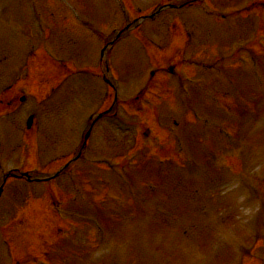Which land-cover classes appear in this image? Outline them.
I'll return each mask as SVG.
<instances>
[{
	"label": "rangeland",
	"instance_id": "1",
	"mask_svg": "<svg viewBox=\"0 0 264 264\" xmlns=\"http://www.w3.org/2000/svg\"><path fill=\"white\" fill-rule=\"evenodd\" d=\"M134 1V3L137 5V7H139V8H141V9H143V8H146V7H148V5H149V3H153V5L154 4H156V2H157V0H133ZM230 0H228L227 1V3L229 4V5H231V4H235L236 3V1L235 0H233V2L232 3H230L229 2ZM116 3V2H115ZM227 3L225 2V7H227V8H232V7H234V6H228L227 5ZM238 3V2H237ZM120 0H118L117 1V11H119V15H120V19L123 21V17H122V8L120 7ZM45 7V6H44ZM47 8H43L42 10H47L48 12L50 11V13L51 12H54L55 14L57 13V15L59 16V14L58 13H60V17H59V19H62V16H63V18H64V16H65V19L67 18L68 20L70 19L71 20V23H73L74 24V26H75V28L74 27H72V26H70V31H72V32H75L74 34L73 33H71V32H67L66 33V31L63 29V31H64V33H66L65 34V36L63 37V39L65 40V47H61V46H59V48H56L57 50H60V47L61 48H65L66 50H68L69 52H71L72 50H74L73 48H74V46H76V48H78V49H82V48H86L87 49V54H86V56H84V57H81V58H84V59H88L89 57H90V55H91V52H92V48H91V46H93L94 45V43H93V41H94V36L92 35V32L91 31H88V30H85V28L83 29V28H80L79 26H78V24L76 23V22H74V18H73V14L70 12H67V10L62 6V9L64 10V11H61V9H58L59 7H57V6H55V7H51V6H46ZM40 8H42V7H40ZM89 9H93V7L91 6V7H89ZM42 10H39L40 12L42 11ZM98 10H96V11H94L93 13H92V15H91V21H93V20H100V17L99 16H97L95 13L97 12ZM108 15H111L112 17H114L115 18V20H116V15L114 14V12L113 13H110V14H108ZM45 16L46 15H41L40 14V18H41V20H42V22H41V25L38 27V29H37V31L35 32L36 34H35V36L37 37L36 39H35V41L37 40V41H39L40 40V38L41 39H43V37H41L42 36V31L41 30H43V28H45V27H50L52 30H53V34H55L56 32H54V30H56V26H57V21H50L51 20V18L48 20V21H45L44 20V18H45ZM195 16H197V12L195 11V10H189V11H185V12H183L182 14L181 13H170V14H166L164 17H163V20H164V22L166 23V27L163 29V31L161 32V39H160V43H163V45L164 46H166L167 47V53H170V50H169V48L171 47V46H180L181 45V47L184 45V40H182L181 38H178L177 36H174L172 33H171V30H170V24H171V22H172V20L174 19V18H177V19H180L181 20V18H188L189 20H191L193 17H195ZM73 20V21H72ZM104 20L105 21H107V22H109L107 19H105L104 18ZM45 22V23H44ZM43 23V24H42ZM40 24V22H38V25ZM80 26H82L81 24H80ZM152 25H148L144 30H143V33L144 34H148V36L150 37V38H152L150 35H153V33H151V29L152 28H150ZM28 27V26H27ZM29 28V27H28ZM30 30V29H29ZM68 30H69V27H68ZM235 25H231L230 27L229 26H226L225 28H224V30L223 31H221V32H224V33H229L230 35H232V36H237L236 34H235ZM241 30H242V33H243V35H238V37H239V39H236L235 37L233 38L234 40H240V42H243L245 39H248V38H250V36H251V34H252V27H251V25H249V24H241ZM216 32H214L213 34H215ZM30 34L31 33H28V32H23L22 33V36L25 38V39H27L28 41H30L31 43H33V41L32 40H30ZM79 35V36H78ZM229 35V36H230ZM32 36H33V34H32ZM224 37V36H223ZM59 37L58 36H54L53 37V40H55V39H58ZM42 44H44V42L42 41L41 42ZM86 45V46H85ZM56 50V54H55V56H56V58L57 59H61L62 57L64 58V59H69V60H72V61H74V59L72 58V57H70V58H65L66 57V55H63V54H60V52L59 51H57ZM5 52L4 54H8L10 57H9V60H8V63H7V66H6V69H5V73H4V71H3V65H4V63H3V61H2V59L4 58V54L2 53V52ZM74 57V56H73ZM74 58H76V57H74ZM15 61H16V54L14 55V48L13 47H9V46H7V47H3L2 49H0V96L2 95V93H3V90L5 89V88H7V83H9V81H11V80H16L17 78H18V76H17V73H16V71H15V69H14V64H15ZM212 61V59L210 58V59H208V62H211ZM5 63V64H6ZM131 63H132V61H131ZM19 68V67H18ZM220 71L218 72V73H216L215 71L214 72H205V73H203V76H202V79L204 80V81H206L207 83H209L210 85H211V89H212V91H214V90H219V91H226V89L229 87V85L230 84H234V86L236 87V89L237 90H241L242 89V87L244 86V85H236L235 83H234V80H242V79H246L244 76H243V74L242 73H232L231 71H229L228 69V66L226 65V64H221L220 65ZM31 75H32V73H31ZM35 77H37V79L36 80H34V79H30L27 83V85H28V87H30V89L33 91V92H35L34 94L35 95H39L40 97H43V96H45V94H40L41 92H44V91H42L41 90V88H40V84H38V83H40V81H41V79H42V76H40V75H36ZM23 78H25V74H23ZM30 78V77H29ZM32 78V77H31ZM43 80V79H42ZM135 82H136V84L135 85H137V84H140L141 82H139V81H136V80H134ZM78 83H79V81H77V79H74V80H71L70 82H69V84H68V86H65L66 88H69V90H70V96L67 98V102H66V104L64 105V107L62 108V109H59L60 111H56L55 110V113H54V116H56L58 119H57V122L58 123H61L62 124V122H63V119L61 118V117H63V116H68V118H67V120L68 119H70V117H72V116H74V120H73V124L75 123L76 124V122H77V116H78V114H77V107H78V104H79V99L82 97L83 98V100H84V91H83V88L80 86V85H78ZM173 83V82H172ZM174 83H175V85L176 86H178L180 83H178V82H175L174 81ZM258 84H260L261 83V77L259 76V78H258V82H257ZM39 86V87H38ZM202 86L203 87H208V86H206V85H204V84H202ZM77 87H79L80 88V92L78 93L77 92ZM76 91L75 93H73V91ZM152 91H153V97H154V99H157L156 97H155V92H160V89L159 88H154V87H152ZM40 92V93H39ZM206 93H209V91H206ZM204 94V93H203ZM58 95H60V93L58 94ZM208 95H212V93H210V94H208ZM20 97H22L21 96V94L19 93L18 95H17V98L18 99H20ZM211 97V96H210ZM196 98V97H195ZM33 102H35L34 101V99H29V101H28V103L27 104H25V105H23V106H19L20 108H22V107H24V108H26L25 109V111L23 110L22 112H20L19 114H17V117L19 118L23 113V117L22 118H19L23 123H25V120H24V117H25V114H26V111L28 110V108L29 107H31L32 105H33ZM179 104H174L173 105V108H176V106H178ZM41 107V114H40V121L38 122V127H42V126H44L45 124H47V122L50 120V118H51V116L49 115V112H47L50 108H49V106L48 105H46V107H47V111H45V110H43L42 109V105L40 106ZM162 107L164 108V109H171V107L169 106V104L167 105V107L163 104L162 105ZM19 108V109H20ZM18 109V110H19ZM2 110L5 112L6 110L4 109V108H2ZM169 111L170 110H166L165 112L167 113V114H170L169 113ZM149 117H150V115H144V116H142V118H144L145 120H150L149 119ZM16 118V117H15ZM242 118V117H241ZM182 119H185L184 117L182 118ZM243 119V118H242ZM4 120H6L5 122H7L8 120H9V118L8 117H6L5 119H3L2 121H1V125H4V123H3V121ZM15 120V119H14ZM150 122H151V126H154L153 125V123H152V120H150ZM163 122V125L165 124L164 123V121H162ZM63 125V124H62ZM2 126H0V128H1ZM154 127H156L157 128V130L158 131H161V129L160 128H158L157 126H154ZM185 130H186V132L188 133H190V129L188 128V127H185ZM102 131H107V132H109L107 129H105V128H102ZM171 131H173V128H171ZM75 132H77V126L75 127ZM170 131L167 129V130H164V131H161V134H162V136L164 137V135L166 134V133H169ZM74 135H76V134H73V136ZM73 136H72V140H73ZM112 137L116 140V136L115 135H112ZM98 140H99V138H98ZM184 143L185 144H188L189 145V148H190V151L192 150V149H194V147H193V142H192V139H191V136L189 135V134H187L185 137H184ZM72 144H74L73 146H72V148H70L69 147V152L71 153L70 155H73V154H75L77 151H76V148H77V146L74 148V146L76 145V144H78V140H77V142L75 143L74 141H73V143ZM71 144V145H72ZM12 148V150H10V152L11 153H6V150H5V152H3V154L5 153L6 155H5V157H4V159H2V161H3V163H6V165L4 166V168L6 169V167L7 168H11V167H13L14 165H19V166H21V162H20V158H21V155H22V149H21V147H16L15 145L14 146H12L11 147ZM102 151L103 152H106V151H109V149H106V148H102ZM13 152V153H12ZM59 152H61V150H59ZM39 153H40V151H39ZM66 154H67V152H65ZM2 154V155H3ZM8 155V156H7ZM42 156V155H41ZM59 156H62V153L61 154H59ZM44 157H46V156H42L41 157V159H40V162H41V164H42V166H41V168H45L46 166H43L46 162H47V159L46 158H44ZM98 157V155L97 156H95L94 155V153L91 155V157L89 158V160H90V162L91 161H94L96 158ZM16 159H18V160H16ZM16 160V161H15ZM23 159H21V161H22ZM264 163V160H259V161H257L256 162V164H255V166L251 169V171H255V170H257L258 168H259V165H262ZM84 167V168H83ZM59 168V167H58ZM57 168V169H58ZM82 168H83V170H84V172H85V174H86V172H87V170H89L88 168H87V164L86 163H84V166H81V170H82ZM54 169V168H53ZM52 169V170H53ZM57 169H55L54 171H52L51 169L50 170H45L44 172H47V173H52V172H55ZM41 171H43V169L41 170ZM178 174H179V172H178ZM179 176V175H178ZM225 179H227V177L225 176ZM17 188V187H16ZM11 190H13V188L12 187H10L8 190H7V197H6V199H4L5 201H3V202H0V215L2 214V212L6 209V210H8V207H9V209H10V211H11V215H9L10 217H6L7 219L6 220H4V221H2V222H0L1 224H4V225H7V224H12V226H11V228L12 227H14V228H12V229H10L9 230V233H8V238L10 239V243H11V245L13 246L12 247V249H13V251H14V255L15 254H17V255H19V254H21L20 253V251L17 249V248H15V246L17 245V244H21L23 241H21L20 240V234H21V232H22V228H19V227H16L15 226V222L17 223L18 221H20V220H25V224L27 225V230H24V235H23V238H21V239H24L25 238V240H26V242H23V243H27V244H29V247H28V251H27V253H30V254H34L35 255V253H39V252H35V249L37 248V247H41V245L40 246H37V242H38V240L36 239V238H33V236L31 235V230H30V225L33 223V222H36V221H38L36 224H38L39 226H41V227H44L43 229L44 230H46V228H47V222H49V218H50V216H48L49 214L48 213H42L41 211H42V208H40V206L42 205V204H45V200H41V202H42V204L41 205H37V203H36V201H34L33 202V204H32V202H31V207H26V208H24V210L22 211V213L20 214L19 212H20V210H21V204L17 201V199L16 200H14V198H13V193L11 194ZM27 190V189H26ZM204 193H205V195H207V193L205 192V191H203ZM189 193V192H188ZM18 194H19V192H18ZM30 210H32L33 211V213H31L30 212ZM37 214L38 215V217L36 218L35 217V215L34 214ZM237 217H240L239 215H237ZM246 217V215H245V213L244 212H242L241 211V219H244ZM10 218V219H9ZM31 219V220H30ZM17 224H19V223H17ZM234 225V224H233ZM20 227H22L21 225H19ZM231 227H233L232 225H231V223H228L227 225H226V228L228 229V232L229 233H231L232 232V229H231ZM15 228H18V229H16L15 231H14V229ZM31 235V236H28V235ZM237 235H238V238H240V233H237ZM14 237L15 238H17V241L16 242H14ZM172 238V240H176V241H183V237H181L178 233H175L174 234V238L173 237H171ZM235 237H231V238H229L228 239V241L230 242V243H232V241H233V239H234ZM39 239V238H38ZM113 242H116L117 240H118V237H114V238H112L111 239ZM219 240H218V238L217 237H206V238H204V239H202L201 240V242L203 243L202 244V246L200 247V250H201V252L203 253V254H205V255H208V258L213 262V263H215V264H226V261L227 260H223V258L222 259H220V261H215V257L210 253V251H211V247H209V246H211L213 243H217ZM39 243V242H38ZM80 243V242H79ZM131 244V241H125V244L124 245H130ZM94 248L92 249V250H90V254L89 255H87V257L86 258H88L89 259V262L91 261H93V259H94V261L92 262V263H89V264H93V263H95V264H109V263H106L105 262V260H104V258H99L98 257V254H96L97 253V247L96 246H93ZM19 248H20V246H19ZM145 250H147V246H144L143 247ZM171 248H172V253L173 254H170V253H168L167 252V246L165 247V248H162V251H164V252H166L167 254H168V257L169 258H171L172 256H173V261H172V263L171 264H198V263H196L195 261H191V258H190V256L189 255H187V254H184V251H185V247H179V246H173V245H171ZM188 248V247H187ZM42 249V248H41ZM8 251V250H7ZM231 255V253H229V256ZM141 260H145V258H143V257H139ZM84 259H82V262H78L79 264H87L86 262H85V260L83 261ZM51 262L52 263H57V261H52L51 260ZM8 263V258H7V252H6V256L4 255V247L3 246H1L0 247V264H7ZM166 264H168L167 263V261H166ZM235 264V263H234Z\"/></svg>",
	"mask_w": 264,
	"mask_h": 264
}]
</instances>
